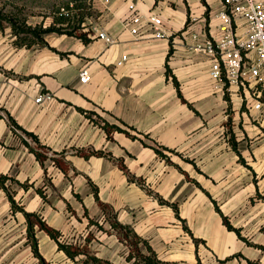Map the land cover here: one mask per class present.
Masks as SVG:
<instances>
[{"label":"crops","instance_id":"0c3cea01","mask_svg":"<svg viewBox=\"0 0 264 264\" xmlns=\"http://www.w3.org/2000/svg\"><path fill=\"white\" fill-rule=\"evenodd\" d=\"M221 8L222 0H93L83 28L51 32L44 47L19 46L0 30V175L9 177L0 184V251L23 249L39 264L11 193L61 240L111 264H130V248L106 210L171 264H264V250L246 241L264 246V114L248 107L246 89L213 79L208 55L194 50L221 33ZM137 14L160 16L163 36L132 33ZM42 93L50 97L37 103ZM105 122L128 132H107ZM36 237L49 264L85 257L70 258L38 226Z\"/></svg>","mask_w":264,"mask_h":264},{"label":"built area","instance_id":"2783aa9c","mask_svg":"<svg viewBox=\"0 0 264 264\" xmlns=\"http://www.w3.org/2000/svg\"><path fill=\"white\" fill-rule=\"evenodd\" d=\"M69 6L61 7L58 13L73 16L75 6L73 3ZM216 17L221 21V33L206 36L194 45V50L208 55L213 79L225 87L236 85L246 89L250 93L245 99L248 107L264 114V0H222V8ZM132 23L131 32L134 34L150 28L155 37L163 36V21L156 14H137ZM98 35L108 44L115 41L103 29L98 30ZM127 58L128 55H123L117 65H122ZM80 81H90L86 69L81 72ZM45 97L50 96L42 93L35 101L39 103ZM60 241L63 240L60 238Z\"/></svg>","mask_w":264,"mask_h":264},{"label":"trees","instance_id":"16d2710c","mask_svg":"<svg viewBox=\"0 0 264 264\" xmlns=\"http://www.w3.org/2000/svg\"><path fill=\"white\" fill-rule=\"evenodd\" d=\"M66 6L70 7L69 4ZM76 7H78V5ZM72 10H74V9H72ZM8 15H9V17H8ZM8 15L7 16L4 15V13H2V11H1L0 12V22H2V20H7L9 25L12 28V33L16 36L15 43L19 46H25V47H32L34 45H39L42 47L48 46V43L45 40V36L51 32L66 33L69 35H74L77 30L81 29L80 24L84 20L83 18L78 16L77 17L78 24L73 26L72 29H66L65 28L66 26H64V25L68 24V20H70L71 17L66 16L65 14L64 15L58 14V15H56V19L51 26L43 28L42 26L31 27V26L27 25L26 17H19L18 15H14V13H10V12L8 13ZM57 24H61L64 27H56ZM79 36L83 39L84 42L89 41V39H87L83 33H80ZM171 53H172V49L169 52V56ZM167 73H170L169 68H167ZM175 84L178 87L179 94L182 97L180 87H179V83L176 79H175ZM11 125L17 127L16 123L12 119H11ZM103 127L105 128V130L107 132H110L112 129H115L118 131L128 132L120 126L110 125L107 122L104 123ZM30 148L32 150H34L32 147H30ZM154 148L159 155H163V151L159 147H154ZM35 153H37V152L35 151ZM37 155L39 156L38 153H37ZM8 178L9 177L7 175H0V184L4 188H6L5 182L7 181ZM259 196H261V195H259ZM8 197H9V200L11 202V206H12L13 211H16V210L23 211L25 216H26L27 224H28V227H27L28 243L31 245V249L33 251L34 256L39 259V264H49V263L45 260V258L43 257V255L39 251L38 239L36 237V226H38L40 229L46 230L54 239H56L58 242L59 249L64 250L70 258L75 260L78 255H84L85 257L82 260L76 262L77 264H111L110 260L103 259V258L95 255L94 253H91L89 250H87L85 248H80V247H77L75 245L68 244L64 240L60 241L61 236L59 235V232L51 229L42 220V218L40 217V214L38 212H27V211H25L22 207L17 205V202L11 193H8ZM96 197L98 198L97 193H96ZM262 198L264 199V196H262ZM164 203H167V202L164 201ZM105 208H107V207H105ZM175 208L177 210V206H175ZM216 209L219 212H221L218 205H216ZM105 213L106 214L109 213L108 218H110L111 228H113L117 231V234L119 235V237L121 236L120 237L121 240H126L122 237V231H127V236L132 238V241L128 243L129 247H131L129 255L127 256L128 260L131 261L130 264H171L168 261L162 260L159 257L158 253L152 248V246L150 245V243L146 239L137 235L134 232V230L132 228H130L129 226L119 223L116 220V214H113L109 210H106ZM222 217H223L224 223L227 225V227L230 230L236 231L241 238H244L243 236H241L240 230L231 224V222L227 216L222 214ZM93 222H94V220L91 219L90 223H93ZM99 227L102 228V226H99ZM195 240H196V242H198L197 239H195ZM246 241L250 245L259 247V248L264 250V246L259 245V244H254V243L250 242L249 240H246Z\"/></svg>","mask_w":264,"mask_h":264},{"label":"rangeland","instance_id":"374dc122","mask_svg":"<svg viewBox=\"0 0 264 264\" xmlns=\"http://www.w3.org/2000/svg\"><path fill=\"white\" fill-rule=\"evenodd\" d=\"M71 3L75 6L72 11L73 16L68 20V24L64 26H66V29H72L73 26L78 24V16L84 19L87 14L93 13V0H0V12L2 11L6 16L10 12L19 17H26L27 25L31 27L42 26L45 28L54 23L61 7L70 5ZM77 5L78 7H76ZM83 23L82 21L80 24L81 28L84 27ZM64 26L61 24L56 25V27ZM6 29L12 33V28L8 21L2 20L0 22V30L5 31ZM122 237L126 239L123 240V243L128 249H131L128 243L132 241V238L127 236V231H122ZM32 259H34L32 254L23 249L9 252L0 251V264H33Z\"/></svg>","mask_w":264,"mask_h":264}]
</instances>
